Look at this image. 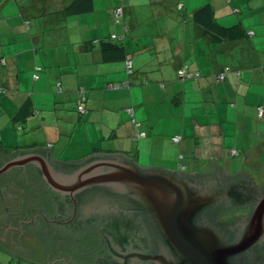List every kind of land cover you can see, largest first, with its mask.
Returning a JSON list of instances; mask_svg holds the SVG:
<instances>
[{"label": "crops", "instance_id": "crops-1", "mask_svg": "<svg viewBox=\"0 0 264 264\" xmlns=\"http://www.w3.org/2000/svg\"><path fill=\"white\" fill-rule=\"evenodd\" d=\"M71 2L0 0V87L7 88L0 92L2 154L34 147H49L55 160L122 153L139 165L190 173L215 160L224 172L243 169L260 185L264 0H178L176 9L123 0L121 22L114 18L118 0H91L84 10L68 11ZM204 3L220 25L239 26L241 34L219 40L198 26L192 13ZM110 45L121 46L122 56L107 58ZM183 64L199 76L178 77ZM225 66L230 69L218 80ZM35 67L41 68L36 79ZM79 92L83 113L75 106ZM137 129L145 135L135 137ZM16 192L13 184H0V219ZM0 264L40 263L0 246Z\"/></svg>", "mask_w": 264, "mask_h": 264}, {"label": "water", "instance_id": "water-1", "mask_svg": "<svg viewBox=\"0 0 264 264\" xmlns=\"http://www.w3.org/2000/svg\"><path fill=\"white\" fill-rule=\"evenodd\" d=\"M26 165H33L42 182L60 193L57 202L61 213L56 218L43 214L47 220L79 228L83 220L92 222L89 214L105 210L113 222H105L101 231L110 239L115 236L116 246L121 244L127 257L135 260L156 264H232V258L264 237V179L255 188L245 170L228 174L215 160H208L201 171L190 173L157 164L139 165L122 153L95 152L77 160H55L49 147L16 149L9 154L0 152V184L7 179L15 181V177L2 179V175ZM261 171L264 175V164ZM222 200L231 203V208L249 205L240 221V231L230 243L209 226L195 223L202 208ZM22 215L7 212L0 219V246L50 264L46 256L39 254L43 245L40 239L23 235L22 223H27V219L23 220ZM223 220L239 221L236 215ZM126 228L141 233L133 245L126 242L131 236Z\"/></svg>", "mask_w": 264, "mask_h": 264}, {"label": "flooded vegetation", "instance_id": "flooded-vegetation-1", "mask_svg": "<svg viewBox=\"0 0 264 264\" xmlns=\"http://www.w3.org/2000/svg\"><path fill=\"white\" fill-rule=\"evenodd\" d=\"M8 176L10 178L15 177L16 180L9 181L7 179L5 183L8 185L11 182L19 188L14 198L10 197L8 200L11 203V207L8 209L9 215L23 214L22 218L25 217L23 220L27 219V223H22L21 231L23 235H31L33 238L37 236L40 239L39 241L43 245L39 254L46 256L50 264H156L150 260L141 261L127 257L125 248L121 247V244V248L116 246L118 244L116 237L114 236L110 239L101 231L105 222H113L112 215L105 210L89 214L92 222L87 223V221L83 220L79 228L67 224L60 225L47 220L44 216L56 218L59 212L61 213L57 202L60 193L52 191L49 186L42 182L40 174L33 165H26L19 169L16 168V170L13 168L3 174L2 179H6ZM196 178L199 179L200 177ZM15 202L17 204L14 208ZM208 207L202 208L198 212L195 217V223L204 227L209 226L217 235L227 241L225 231L218 224L205 217L203 211ZM231 207V203H226L218 212V219H221L220 215L223 211L229 212ZM248 209V207L239 208L238 213L236 212L237 220L239 221L229 222L232 224L233 229H237L233 240L240 231V221L247 214ZM43 214L45 215L43 216ZM221 220L222 222H228ZM126 230L129 231V235L131 234L130 239L126 242L128 245H133L136 240H139L141 233L139 231L131 232L129 228H126ZM27 243L31 244L30 241H27ZM263 243L264 237L242 254L235 256L236 264H264V246H261ZM61 249L63 250L62 252ZM126 251H128L127 248ZM258 255L260 256L259 259H257Z\"/></svg>", "mask_w": 264, "mask_h": 264}, {"label": "trees", "instance_id": "trees-1", "mask_svg": "<svg viewBox=\"0 0 264 264\" xmlns=\"http://www.w3.org/2000/svg\"><path fill=\"white\" fill-rule=\"evenodd\" d=\"M91 0H72V2L67 6V10H72V11H79V10H84L86 8H88L90 5ZM123 0H118V3L115 7L117 6H121L122 10H123V5H122ZM114 7V9H115ZM113 9V10H114ZM237 9H234V11H236ZM124 11V10H123ZM115 16V15H114ZM115 18V17H114ZM192 18L193 21L200 27H202L206 32H208V34L214 36L216 39L219 40H231V39H235L239 34H241V29L239 26H230V27H225L220 25L214 18V13H213V9L210 3H204L203 5L197 7L193 13H192ZM122 19H123V13H122ZM121 19V21H122ZM119 21V22H121ZM126 27V26H125ZM127 29V27H126ZM248 34H252V31H250ZM117 38V37H115ZM105 53H106V57L107 58H117V57H121L123 54V49L121 46H116V45H110L108 47H104ZM126 59H130V58H126ZM125 59V60H126ZM131 60V59H130ZM2 61V58H1ZM132 61V60H131ZM2 63V62H1ZM186 66L187 70L191 73L194 74L193 77L191 78H196L197 76H199L198 72L196 71H190L188 69V66L186 64L181 65L178 69H177V73L178 70L183 67ZM41 68L39 67V70ZM126 69V66H125ZM132 69H133V62H132ZM230 67L229 66H225L223 67V69L220 71H225V73L227 74V72L229 71ZM39 70H36V67L34 68V73L37 74V72ZM219 72V73H220ZM33 73V74H34ZM218 73V74H219ZM218 74H217V79H218ZM225 74V76H226ZM38 75V74H37ZM178 75V74H177ZM33 76V75H32ZM224 76V78H225ZM39 77V75H38ZM37 77V78H38ZM179 77V76H178ZM34 78V77H33ZM223 78V79H224ZM36 79V78H35ZM190 79V78H189ZM218 80H222V79H218ZM118 84V83H115ZM60 86V84H59ZM58 88V86H57ZM7 90V88L5 87H0V92H5ZM60 91H61V87H60ZM85 96V95H84ZM77 98V97H76ZM86 99V98H85ZM85 101V100H84ZM84 104V102H83ZM85 107V106H84ZM258 109V113L260 115H262V105H259L257 107ZM261 109V111H260ZM181 138V137H180ZM237 153V152H236ZM235 153V154H236ZM230 154L231 155H235L231 153L230 150ZM189 178L194 179V176H190ZM228 203V201L226 202L225 200H223L222 202H216L214 204H212L211 206H209L207 209H205L204 215L207 219H209L210 221L214 222L215 224H218L226 233V237H227V241L230 243L232 242L233 238L235 237L236 231L237 229H233L232 228V224L229 222H222L221 219H218V212L222 209V207L225 206V204ZM221 214V213H219ZM219 220V221H218ZM222 222V223H221ZM262 247L264 246V243L261 245ZM11 258V257H10ZM260 256H257V259H259ZM236 257L232 258L231 263L232 264H236ZM42 264V263H40Z\"/></svg>", "mask_w": 264, "mask_h": 264}, {"label": "built area", "instance_id": "built-area-1", "mask_svg": "<svg viewBox=\"0 0 264 264\" xmlns=\"http://www.w3.org/2000/svg\"><path fill=\"white\" fill-rule=\"evenodd\" d=\"M122 13H123V10H122V7L121 6H117L115 7L114 9V17H115V21L116 22H119L121 21L122 19ZM124 29H126V27H124ZM112 37H117V35L115 34H112ZM125 66H126V71L128 73H131L132 72V61L130 59H126L125 60ZM36 70H39V67H36ZM178 76L180 78H191L194 76L193 73L189 72L186 68V66H183L181 67L179 70H178ZM225 71H222L218 74V79H223L224 76H225ZM33 77L34 78H37L38 75L36 73L33 74ZM127 83H118V84H111L110 87H113V88H120V87H123L125 86ZM58 90H60V86H59V83H58ZM85 100V96L82 92H79L78 95H77V98H76V102H75V106H76V109L79 113H83L85 111V107H84V102ZM126 111L130 114V115H133V110L132 108H127ZM261 111V109H260ZM131 121L137 126L138 125V122L132 117ZM145 135V132L142 131V130H138L135 132V137H138V136H144ZM180 140V136L179 135H174L172 137V141L173 142H178ZM231 153L232 154H235L236 151L234 149H231ZM180 167H183V166H180Z\"/></svg>", "mask_w": 264, "mask_h": 264}, {"label": "rangeland", "instance_id": "rangeland-1", "mask_svg": "<svg viewBox=\"0 0 264 264\" xmlns=\"http://www.w3.org/2000/svg\"><path fill=\"white\" fill-rule=\"evenodd\" d=\"M178 0H174V1H171V0H168V1H162V0H155L156 2V5H159V6H163L164 8L166 9H170V8H174L176 9V2ZM181 1H186V0H181ZM189 6V5H188ZM184 13V11H182V14ZM182 16V15H181ZM183 17V16H182ZM191 20V19H190ZM238 209L239 208H230L229 209V212L227 211H224L220 216L221 219H225L226 217H229V216H233V215H236L238 212ZM237 212V213H236Z\"/></svg>", "mask_w": 264, "mask_h": 264}]
</instances>
